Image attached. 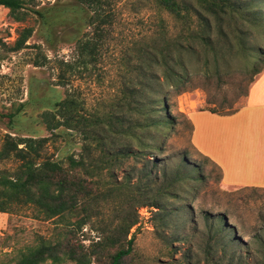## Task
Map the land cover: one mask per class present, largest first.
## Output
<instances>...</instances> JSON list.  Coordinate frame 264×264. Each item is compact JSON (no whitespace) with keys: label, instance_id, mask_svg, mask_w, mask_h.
Returning a JSON list of instances; mask_svg holds the SVG:
<instances>
[{"label":"trees","instance_id":"trees-1","mask_svg":"<svg viewBox=\"0 0 264 264\" xmlns=\"http://www.w3.org/2000/svg\"><path fill=\"white\" fill-rule=\"evenodd\" d=\"M151 1L172 16L176 32L162 27L136 46L137 60L131 67L132 75L122 82L129 112L91 111L76 90L67 87L64 96L59 94L42 117L51 131L63 129L70 135L81 136L79 156H45L42 149L48 137L12 133L3 137L0 160H12L16 167L0 169V211L12 212L16 207L31 206L45 219H56L62 227L56 238L41 237L36 244L20 249L13 257L14 264L67 261L145 264L140 261L132 234V228L140 223L141 207L152 210L154 227L160 236L166 234L180 213L194 219V194L192 198L190 194L204 180L201 165L191 162L186 152L172 164L168 161L162 164L159 157L155 158L164 151L169 130L174 126L173 118L160 106L161 102L166 103L161 97L167 86L182 91L192 72L203 66L210 69L215 65L220 74L224 65L220 59L232 53L247 54L249 50H256L249 43L251 27L264 28V0ZM0 6L6 7L16 22L35 18L46 41H53L59 30H70L66 34L67 40L74 44L73 54L58 63L62 72L60 83L65 86L71 76L94 72L102 57L104 41L115 23L109 0H73L64 8H58L56 2L42 5V0H0ZM34 31L33 26H25L19 30L12 46L4 38L0 42L12 51H19L27 47ZM256 51L261 57L264 55L261 45ZM210 54H213V63ZM39 57L38 54L35 65H45L47 56H42L44 61ZM263 70L264 67L257 72ZM204 110L224 115L236 111ZM148 153L153 159L148 158L135 178L128 174L118 179L112 167L117 168L129 157ZM174 201L182 205L175 206ZM204 217L208 225V263L225 264L230 256L228 264H242L241 258L235 261L237 255L233 248L241 246L243 240L227 215L205 214ZM86 226L99 237L91 239L88 246L83 242L88 238L79 236ZM181 239L178 235L171 242ZM254 239L264 251V223L259 225ZM219 248L222 249L220 258L217 257ZM262 259L257 264H264V254Z\"/></svg>","mask_w":264,"mask_h":264},{"label":"rangeland","instance_id":"rangeland-1","mask_svg":"<svg viewBox=\"0 0 264 264\" xmlns=\"http://www.w3.org/2000/svg\"><path fill=\"white\" fill-rule=\"evenodd\" d=\"M109 1L114 9L115 23L104 41L97 67L94 72L71 76L66 86L60 83L62 72L58 63L62 59H70L73 54L74 44L67 40L66 34L70 30H59L53 41H46L35 18L23 23L16 22L9 16V10L0 6V38H4L8 46L13 45L23 27L35 28L27 47L22 50L12 51L0 42V147L6 133L36 135L39 138L48 137L42 149L45 156H79L82 153L81 136L70 135L63 129L51 131L42 117L59 94L64 96L67 87L74 88L91 111L99 114L114 110L130 111L129 102L122 92V82L132 75L130 70L137 60L136 46L162 27L176 32L175 21L151 0ZM55 2L58 8H64L73 0H42V5L50 6ZM251 34V46L256 50L259 45L264 48V28L252 26ZM256 50H249L247 54L232 53L220 59L224 63L220 74L216 72L215 65H211L210 69L201 67V70L192 72L190 81L182 91L166 87L165 95L161 97L166 103L161 102L160 106L173 118L174 126L169 130L164 151L155 158L159 157L162 164L164 161L172 164V161L181 158V153L186 152L191 162L201 165L204 180L199 182L195 193L190 194V198L194 194V219L190 220L189 216L185 218L180 213V217L162 236L154 227L152 210L149 207L140 208V223L132 228V234L140 261L145 264H217L208 263V225L204 217L205 214L217 213L227 215L229 223L236 227L243 240L241 246L233 248L237 255L235 261L241 258L242 264L262 262L264 251L254 241V234L264 223V188L244 187L247 185L223 180L218 165L205 158L195 147L191 119L194 111L216 108L220 113H227L245 104L249 87L259 74L257 71L264 67V55L261 57ZM38 54L40 61H44L43 55L47 56L45 65H35ZM210 61L213 63V54H210ZM158 73L161 75V71ZM148 158L153 159V156L149 153L144 156L138 154L112 169L119 180L128 174L135 178L137 170ZM15 167L16 163L12 160H0V169ZM104 173L108 175L106 170ZM178 204L182 205L178 202L175 206ZM184 220L187 221L185 224L182 222ZM61 229L56 219H45L31 206L16 207L12 212L0 211V264H14L13 257L20 249L36 244L41 237L54 239ZM178 235L182 239L172 243V239ZM79 236L88 238L83 241L86 246L91 239L99 238L90 226H86ZM221 254L222 249L219 248L217 257H222ZM227 259L229 261L230 256ZM227 261L225 264H228Z\"/></svg>","mask_w":264,"mask_h":264},{"label":"crops","instance_id":"crops-1","mask_svg":"<svg viewBox=\"0 0 264 264\" xmlns=\"http://www.w3.org/2000/svg\"><path fill=\"white\" fill-rule=\"evenodd\" d=\"M191 119L195 147L221 164L223 180L264 187V70L249 87L245 104L235 112L198 110L191 113Z\"/></svg>","mask_w":264,"mask_h":264}]
</instances>
